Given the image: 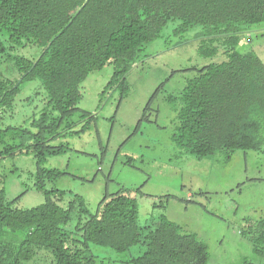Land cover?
Wrapping results in <instances>:
<instances>
[{
	"label": "trees",
	"instance_id": "obj_1",
	"mask_svg": "<svg viewBox=\"0 0 264 264\" xmlns=\"http://www.w3.org/2000/svg\"><path fill=\"white\" fill-rule=\"evenodd\" d=\"M172 21H179L177 34L202 29L199 56L221 51L226 57L199 69L180 92L177 147L198 160L220 152L227 161L237 151L262 152L264 62L256 52L237 48L245 32L264 25V0H0V65L9 63L18 74L10 80L0 72V124L25 83L38 80L46 93L31 129L0 125V167L8 157L34 155L33 189L45 196L38 207L20 209V196L10 200L0 189V264H30L42 251L52 264H96L91 245L117 253L145 248L131 264L209 263L207 245L165 216L141 226L135 196L104 198L93 216L76 195L62 206L67 193L47 184L64 173L43 167L47 155L65 151L49 148L48 141L88 128L76 130L71 122L87 77L112 66L107 88L117 87L122 100L127 75L146 62L145 48ZM22 49L39 52L31 58L19 54ZM90 117L81 114L80 121ZM247 232L253 254L264 259V218ZM241 264L255 263L244 258Z\"/></svg>",
	"mask_w": 264,
	"mask_h": 264
},
{
	"label": "rangeland",
	"instance_id": "obj_2",
	"mask_svg": "<svg viewBox=\"0 0 264 264\" xmlns=\"http://www.w3.org/2000/svg\"><path fill=\"white\" fill-rule=\"evenodd\" d=\"M179 21H172L161 37L148 45L143 65L126 77L129 90L120 100L117 87L107 88L113 74L108 65L93 72L81 84V101L71 122L80 134L48 141L51 149L64 147L60 155H47L43 167L64 175L49 182L48 189L81 197L91 216L100 202L121 192L135 196L139 205V224L165 216L184 233L195 234L209 251L208 264H241L244 258L255 264L264 259L252 251L250 225L264 218V150L237 151L227 161L226 153L198 160L180 150L173 140L177 128L178 97L186 83L204 66L226 59L218 51L212 57L199 56L202 33L195 27L186 34L175 32ZM239 52H256L264 62V25L242 35ZM37 49H22L19 54L34 58ZM0 72L10 80L18 78L9 63ZM40 81L22 86L13 110L6 112L2 123L31 129L46 104ZM91 115L81 122V114ZM36 171L34 155L8 157L0 167V189L7 198L20 196L15 206L38 207L45 196L33 189ZM75 221L68 228L74 229ZM75 234V233H74ZM78 236V234H75ZM145 248L137 246L117 253L109 248L90 246L96 264H131ZM30 264H52L42 251Z\"/></svg>",
	"mask_w": 264,
	"mask_h": 264
}]
</instances>
